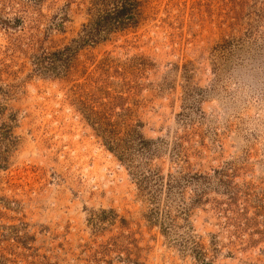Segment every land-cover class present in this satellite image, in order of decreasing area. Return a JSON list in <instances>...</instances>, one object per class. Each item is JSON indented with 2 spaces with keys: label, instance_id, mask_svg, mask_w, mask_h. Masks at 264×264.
Wrapping results in <instances>:
<instances>
[{
  "label": "rangeland",
  "instance_id": "obj_1",
  "mask_svg": "<svg viewBox=\"0 0 264 264\" xmlns=\"http://www.w3.org/2000/svg\"><path fill=\"white\" fill-rule=\"evenodd\" d=\"M0 264H264V0H0Z\"/></svg>",
  "mask_w": 264,
  "mask_h": 264
}]
</instances>
